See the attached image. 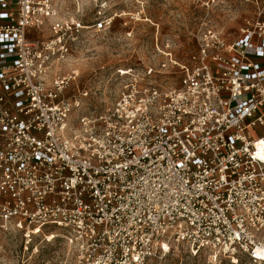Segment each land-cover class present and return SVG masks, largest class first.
I'll list each match as a JSON object with an SVG mask.
<instances>
[{
  "label": "built area",
  "instance_id": "2783aa9c",
  "mask_svg": "<svg viewBox=\"0 0 264 264\" xmlns=\"http://www.w3.org/2000/svg\"><path fill=\"white\" fill-rule=\"evenodd\" d=\"M245 2L238 37L205 18L189 60L117 68L107 94L73 88L72 56L122 17L151 21L145 0H0V225L65 241L72 264L181 248L264 264V0Z\"/></svg>",
  "mask_w": 264,
  "mask_h": 264
},
{
  "label": "rangeland",
  "instance_id": "374dc122",
  "mask_svg": "<svg viewBox=\"0 0 264 264\" xmlns=\"http://www.w3.org/2000/svg\"><path fill=\"white\" fill-rule=\"evenodd\" d=\"M206 1L145 0V12L151 21H136L125 16L118 19L107 33H92L89 38L83 39L72 56L73 68L79 73L73 82V88L91 84L109 94L110 89L118 88L113 80L108 82L117 68L143 69L152 65L161 69L162 63L167 61V57L161 52L164 50L172 51L178 61L189 60L198 50L194 35L205 18L211 19L227 39L232 40L240 34L246 18L253 16V9L245 0H216L208 5ZM138 7L133 2L117 5L114 9L129 12ZM90 9L93 6L85 8L87 12H91ZM162 72L164 73L157 76L159 81L170 84L177 82L176 75H165L167 70L164 68ZM0 264H72V254L65 241L57 239L45 243L38 237L34 244L26 245L19 230L13 227L6 229L0 225ZM165 264L258 263L246 257L238 263H232L228 259L214 258L208 252L194 255L181 248L174 250Z\"/></svg>",
  "mask_w": 264,
  "mask_h": 264
}]
</instances>
